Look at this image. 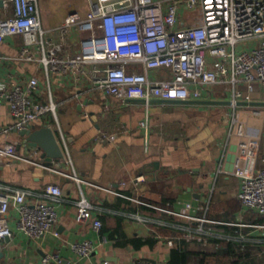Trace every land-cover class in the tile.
<instances>
[{"label": "crops", "instance_id": "crops-1", "mask_svg": "<svg viewBox=\"0 0 264 264\" xmlns=\"http://www.w3.org/2000/svg\"><path fill=\"white\" fill-rule=\"evenodd\" d=\"M88 10L86 0H39L45 41L62 42L70 54L76 53L81 33L71 30L62 39L59 29L67 19H84ZM10 15L1 4L0 19ZM194 16L180 8L178 27L199 22ZM21 48L19 36L7 37L0 47V84L7 82L10 73L22 84L32 77L38 79V101L44 103L51 97L56 112L55 116L43 115L29 128L47 125L53 130L63 151L64 165L45 161L40 151L31 150L24 142L20 131L9 130L13 120L3 104L0 148L13 142L16 151L7 162L0 160V185L22 190L34 200L43 198V189L54 184L60 187L62 197L58 202L49 201L57 220L52 231L39 239H30L17 229L18 212L13 206L9 208L5 217L12 235L1 242L0 264H44L42 259L54 253L65 264H101L103 260L111 264L140 260L168 264L175 248L166 241L177 239V225L186 224L175 215L183 203L204 204L206 212L201 214L207 217L215 208L212 198L216 192L223 200L239 201L240 181L224 170L230 147L236 145V154L242 158L238 147L247 144L253 153L252 167H264L263 84L255 83L251 89L243 83L236 85L241 94L236 102L235 89L229 84L208 87L201 99L182 103L120 102L92 88L85 79L76 82L70 76L47 73L38 61L16 59ZM148 76L171 77L164 69L151 70ZM142 121L147 129L140 127ZM239 128L244 136L238 135ZM100 133L114 134L115 138L102 142ZM65 160L71 164L66 165ZM138 176L145 180L135 182ZM82 198L90 204L93 218L101 221L99 232L92 228L91 221L76 220V205ZM142 207L155 212L150 214ZM260 217L238 206L229 220L221 219L222 225L215 227L223 233V227L217 226L233 222L228 227L245 235L252 251L260 253L258 250L264 251V232L252 227L262 222ZM85 240L93 246L89 257L70 249L71 244ZM209 243V251L219 247ZM184 247L195 252L204 246L192 241L185 242ZM257 256L264 263V253ZM223 261L221 258L217 264Z\"/></svg>", "mask_w": 264, "mask_h": 264}, {"label": "built area", "instance_id": "built-area-1", "mask_svg": "<svg viewBox=\"0 0 264 264\" xmlns=\"http://www.w3.org/2000/svg\"><path fill=\"white\" fill-rule=\"evenodd\" d=\"M1 1L11 15L0 19V47L7 37L19 36L22 48L16 59L38 61L47 73L70 76L76 82L85 79L92 88L120 102H183L201 99L208 87L217 84H229L234 89L240 83L249 89L255 83L264 85V0H86L88 15L82 20L67 19L59 29L62 39L71 30L81 33L79 50L74 54L62 42L45 41L39 0ZM180 8L194 14L199 22L178 27ZM249 41L257 44L249 46ZM243 43L246 45L237 49ZM159 69L167 70L171 77L148 76L149 71ZM240 96L235 89L233 102ZM38 97L39 81L35 77L22 84L10 73L7 82L0 84V106L7 105L13 120L9 130L27 129L47 113L55 116L52 98L42 103ZM140 127L147 129V123L140 122ZM237 133L244 136L240 128ZM114 138V134L99 135L102 142ZM238 150L242 158L237 154L231 172L240 181L237 198L242 210L262 217V222L252 227L264 232V167H252L253 153L247 144L241 143ZM15 151V143H5L0 148V160L7 162ZM65 164L71 162L65 160ZM144 180L143 176L135 178V182ZM41 196L47 200H32L22 190L0 185V250L1 242L12 235L5 217L11 206L18 212L17 229L28 238L39 239L52 231L57 214L49 201L58 202L62 191L49 184ZM201 212H206L204 204L183 203L175 215L186 224L177 225L181 236L168 239L166 244L177 249L180 240L207 246L210 239H218L208 235L205 227L209 220ZM75 217L78 222L91 221L96 232L101 230V221L93 218L84 198L77 202ZM223 236L229 240L239 234ZM70 249L89 257L93 246L85 240L71 244ZM51 261L65 264L58 253L42 259L44 264ZM101 264L111 263L103 260ZM132 264L158 263L140 260Z\"/></svg>", "mask_w": 264, "mask_h": 264}, {"label": "trees", "instance_id": "trees-1", "mask_svg": "<svg viewBox=\"0 0 264 264\" xmlns=\"http://www.w3.org/2000/svg\"><path fill=\"white\" fill-rule=\"evenodd\" d=\"M240 204V202H239ZM237 202L229 203V206L226 207L224 204H221L220 208L222 209V216L214 217L215 219H224L229 220L232 216V211L238 208ZM241 207V206H240ZM145 211L154 214V210L147 207H142ZM262 217H260V221ZM223 221V220H222ZM223 227V233L226 236H237L238 232L235 229H231L228 226H217ZM178 237L181 236V232L177 231ZM221 241V242H220ZM210 242L217 244L219 247L214 251H209L205 249L206 247H201L198 251L188 252L186 251L184 244L185 241H179V247L172 251L171 260L168 264H217L220 262L221 258L224 259V264H259L262 260H257V255H262L264 251L258 250L260 253L252 251L253 246L247 244L245 241H238L236 238L233 239H210ZM263 263V262H262Z\"/></svg>", "mask_w": 264, "mask_h": 264}, {"label": "water", "instance_id": "water-1", "mask_svg": "<svg viewBox=\"0 0 264 264\" xmlns=\"http://www.w3.org/2000/svg\"><path fill=\"white\" fill-rule=\"evenodd\" d=\"M2 1L0 0V5ZM153 101V100H151ZM160 103H174L175 101L162 102ZM187 102V101H183ZM182 103V102H180ZM20 135L24 137V142H26L31 150H36L41 152V158L48 162L57 163L59 166L64 165V156L61 147L57 141V138L53 130L45 125L35 129V127L23 129L20 131ZM237 146L233 145L230 147L229 152L225 155V172L231 173L234 169V163L237 158Z\"/></svg>", "mask_w": 264, "mask_h": 264}, {"label": "rangeland", "instance_id": "rangeland-1", "mask_svg": "<svg viewBox=\"0 0 264 264\" xmlns=\"http://www.w3.org/2000/svg\"><path fill=\"white\" fill-rule=\"evenodd\" d=\"M249 46H252V45H256L257 43H255V42H253V41H249L248 43H247ZM244 45V43L243 44H239L238 46H237V49H239L241 46H243ZM246 45V44H245ZM244 45V46H245ZM236 129H237V127H235ZM212 201L214 202L213 203V205L215 206V208L214 209H212L211 210V212H209L208 214H207V219L209 220V223L207 224V226L205 227L206 229V231L209 233L208 235H211V236H214V237H217L219 240H222L223 238H225L224 236H223V234H222V232H220V231H217V228L215 227L216 226V224H221L222 225V221L220 220V221H217V220H211L210 219V217H218V216H222V209L220 208V206H221V204H224L226 207H228V205H227V203L230 201V202H233V201H235V202H238V204H239V201H237L235 198L234 199H230V200H223V199H221L220 198V195L216 192L215 194H214V199L212 198ZM240 205V204H239ZM232 223L233 222H224V224L223 225H228L229 227H232ZM243 237H246L245 235H243V234H241V235H239V236H237V240H239L240 238H243ZM225 239H227V238H225ZM221 242V241H220ZM210 244V243H209ZM208 244V245H209ZM204 247H206L205 249H207V250H210L209 248V246H204ZM203 247V248H204Z\"/></svg>", "mask_w": 264, "mask_h": 264}]
</instances>
